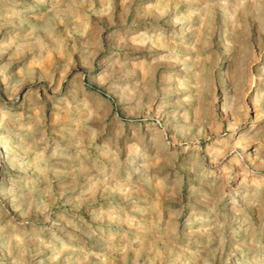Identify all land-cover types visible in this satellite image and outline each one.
Listing matches in <instances>:
<instances>
[{
  "label": "clouds",
  "instance_id": "1",
  "mask_svg": "<svg viewBox=\"0 0 264 264\" xmlns=\"http://www.w3.org/2000/svg\"><path fill=\"white\" fill-rule=\"evenodd\" d=\"M0 264H264V0H0Z\"/></svg>",
  "mask_w": 264,
  "mask_h": 264
}]
</instances>
